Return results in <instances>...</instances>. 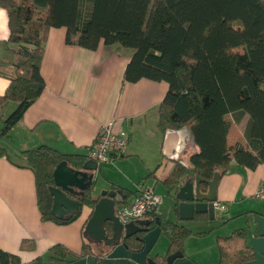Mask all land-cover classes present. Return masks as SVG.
Returning <instances> with one entry per match:
<instances>
[{"label":"trees","instance_id":"obj_1","mask_svg":"<svg viewBox=\"0 0 264 264\" xmlns=\"http://www.w3.org/2000/svg\"><path fill=\"white\" fill-rule=\"evenodd\" d=\"M0 5L9 18L5 45L14 53L11 61L0 65V75L10 81L0 105L18 104L0 129V157L7 155L1 140L46 86L41 63L50 29L65 28L68 45L96 50L103 43L132 50L125 81L147 78L169 84L158 108L159 126L164 133L188 131L197 148L188 163L178 161L165 181L170 194L186 177L202 178L206 192L215 172L225 173L232 161L251 170L264 164V0H0ZM246 115L249 122L238 140L232 127ZM22 156L20 167L35 174L42 220L59 225L75 221L81 210L65 220L52 215L49 187L59 163L81 167L89 158L46 145L23 151ZM82 200L91 208L98 202L92 190ZM146 217L153 219L149 228L159 227L169 240L168 254L154 259L160 264H168L171 254L183 253L190 236L213 230L196 233L157 210ZM194 221L210 220L198 215ZM142 236L124 238L122 243L140 251ZM218 249V264H245L255 258L244 229L220 237ZM92 254L88 243L79 253L57 244L47 260L39 257L30 264H72ZM0 264L23 263L0 248Z\"/></svg>","mask_w":264,"mask_h":264},{"label":"crops","instance_id":"obj_2","mask_svg":"<svg viewBox=\"0 0 264 264\" xmlns=\"http://www.w3.org/2000/svg\"><path fill=\"white\" fill-rule=\"evenodd\" d=\"M66 33L65 28L50 29L41 63L46 86L22 120L1 140L7 155L0 157V248L17 255L23 264H30L39 257L47 260L54 245L79 253L88 243L93 254L72 264H160L154 259L168 254L169 240L159 227L149 228L147 232L158 228L150 240L144 232L140 237L144 242L142 250L134 251L122 242L109 247L90 234L85 236L94 209L86 204L70 224L43 221L35 174L20 167L23 151L43 145L88 157L102 126L114 122L117 129L128 133V148L124 155L113 156L111 161L99 165L97 183H103L105 190L123 189L127 195L123 204L132 200L141 182L152 186L155 192L162 185V192L156 193L164 198L162 207L167 203V208L165 212L161 207L157 211L170 221H178L174 213L175 191L170 194L165 181L178 161L188 163L197 148L188 131L164 133L159 126L158 108L167 96L169 84L147 78L127 82L124 76L132 50L103 43L96 50L68 45ZM9 35L8 13L0 5V65L14 57L12 48L5 45ZM9 83L0 75V96ZM17 106L13 101L0 105V129ZM248 122L246 115L240 123L233 124L231 134L242 126L235 136L239 140ZM168 136L172 137L165 150ZM12 156L20 160L14 161ZM187 179L190 178H183L181 185ZM263 181L264 164L251 170L232 161L228 171L221 174L217 190L216 202L225 206V211H216L221 213L216 222L180 221L196 233L213 230L204 236H190L184 243L183 256L173 264H218V239L237 229L246 231L247 245L255 253V258L245 264H264V201L254 198ZM127 182L134 189L126 187ZM93 198L97 199L96 193Z\"/></svg>","mask_w":264,"mask_h":264},{"label":"water","instance_id":"obj_3","mask_svg":"<svg viewBox=\"0 0 264 264\" xmlns=\"http://www.w3.org/2000/svg\"><path fill=\"white\" fill-rule=\"evenodd\" d=\"M165 142V150L170 138ZM174 143L177 144L176 141ZM99 165L93 160L86 161L81 167H73L67 161L57 165L53 173L54 184L49 187L53 197L52 215L65 220L75 215L83 207V198L87 192L95 193L98 184ZM221 173L215 172L212 180L207 182L208 190H202L203 179L200 177L187 179L183 185L175 190L174 213L177 210L178 221H194L198 215H207L210 221L216 216L215 203L217 201L218 184ZM127 195L123 189H110L97 195L98 202L87 224L84 235L90 234L95 240L106 246H116L124 238L144 233L149 230V220H138L123 225L116 217V206L125 202ZM183 256L182 252L171 254L167 258L168 264ZM150 264H157L153 261Z\"/></svg>","mask_w":264,"mask_h":264},{"label":"built area","instance_id":"obj_4","mask_svg":"<svg viewBox=\"0 0 264 264\" xmlns=\"http://www.w3.org/2000/svg\"><path fill=\"white\" fill-rule=\"evenodd\" d=\"M129 136L123 129H117L114 122L102 126L90 147L88 157L98 165L111 161L113 156H122L128 148ZM254 198L264 201V181L258 186ZM164 198L157 194L152 186L144 182L137 184L136 193L128 204H121L115 211L116 217L123 224H129L146 218L151 212L158 210ZM215 210L225 211V206L215 203Z\"/></svg>","mask_w":264,"mask_h":264},{"label":"rangeland","instance_id":"obj_5","mask_svg":"<svg viewBox=\"0 0 264 264\" xmlns=\"http://www.w3.org/2000/svg\"><path fill=\"white\" fill-rule=\"evenodd\" d=\"M239 129H243V127L241 126H239ZM238 128H237V131H235L233 134L235 135V136H238V130H239ZM11 155H13V154H11ZM12 159L14 160V161H16V160H20V158H18L17 156L15 157V156H12ZM121 172H122V170H121ZM125 185H126V187H128V188H130V189H134V185L133 184H131V183H128L127 182V184L125 183ZM159 190V191H158ZM158 190L156 191V192H159V193H161L162 192V185H160L159 187H158ZM103 192H105V189L103 188V183H99L98 185H96L95 186V193H96V195H99V194H101V193H103ZM167 202V201H166ZM161 208L163 209V211L165 212L166 211V208H167V203L162 207L161 206ZM168 211V210H167ZM170 212V211H169ZM221 215V213H219V212H216V220H215V222L216 221H219V216ZM158 228H155V229H153V230H151V231H149V232H147L146 233V235H149V240H150V238H153V236H154V234L156 235L157 234V232H158V230H157ZM154 231H156V233H154ZM163 237L162 238H165L164 237V235H162ZM162 243V240L161 241H159L158 242V245L159 244H161Z\"/></svg>","mask_w":264,"mask_h":264}]
</instances>
